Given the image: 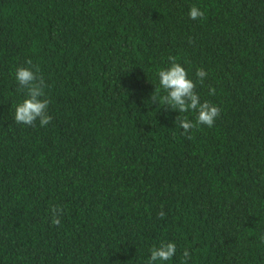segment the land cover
I'll return each mask as SVG.
<instances>
[{"label": "trees", "instance_id": "trees-1", "mask_svg": "<svg viewBox=\"0 0 264 264\" xmlns=\"http://www.w3.org/2000/svg\"><path fill=\"white\" fill-rule=\"evenodd\" d=\"M169 56L213 127L185 134L197 113L160 102ZM21 66L47 84L45 127L15 122ZM262 238L264 0H0V264H147L161 242L176 254L155 264H264Z\"/></svg>", "mask_w": 264, "mask_h": 264}, {"label": "clouds", "instance_id": "clouds-1", "mask_svg": "<svg viewBox=\"0 0 264 264\" xmlns=\"http://www.w3.org/2000/svg\"><path fill=\"white\" fill-rule=\"evenodd\" d=\"M189 17L192 20L203 19L204 12L195 5L190 7ZM170 67L162 68L158 71L160 88L164 90V95L160 97V102L167 105L166 109H175L179 113H187L195 111L197 113L196 121L193 123L186 116H178L176 121H179L180 127L184 133H189L190 130L197 128L200 125L213 127L216 119L221 115L219 106L208 101L201 102L198 93L196 92V82L189 78L186 69L177 62V57L169 56ZM27 65H31V61H26ZM39 69L35 71L32 67H18L15 72V79L21 89L26 90V98L19 103L15 108V122L26 126H33L39 120L40 126L45 127L52 122L53 117L48 114V108L51 101L45 95V83L42 76L38 75ZM198 81L203 83L207 76V72L203 68H198L195 73ZM160 88L154 92L159 93ZM215 89L210 90V95H215ZM153 103H156V95L150 98ZM192 137L189 135L188 139ZM163 207V206H162ZM52 224L59 226L63 208L53 206L51 208ZM163 219L165 212L161 210L158 213ZM264 239V238H262ZM150 257L147 264H155L157 261L166 262L171 260L176 254V244L174 242H161L159 246H154L150 250ZM184 264H188L191 258L190 252L186 249L183 253Z\"/></svg>", "mask_w": 264, "mask_h": 264}]
</instances>
